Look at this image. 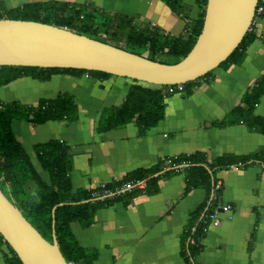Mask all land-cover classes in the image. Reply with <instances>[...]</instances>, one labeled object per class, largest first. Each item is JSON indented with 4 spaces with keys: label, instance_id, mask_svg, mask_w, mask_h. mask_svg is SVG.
<instances>
[{
    "label": "crops",
    "instance_id": "0c3cea01",
    "mask_svg": "<svg viewBox=\"0 0 264 264\" xmlns=\"http://www.w3.org/2000/svg\"><path fill=\"white\" fill-rule=\"evenodd\" d=\"M44 1L90 5L103 12L127 16L138 28L157 29L172 37L183 34L185 28L183 18L171 11L164 0H4V4L14 8ZM178 1L185 6L186 14L196 16V0ZM259 6L263 13L255 21V40L247 47L244 61L227 69L216 68L212 79L202 81L190 94L168 97L164 118L145 136L139 135L133 123L109 131L97 130L103 110L119 107L134 81L114 76L95 80L86 75L79 78L55 75L48 82L24 77L13 83L29 87L37 102L59 92L70 93L78 107V121L49 122L36 127L15 122L17 141L38 173L45 177L33 146L51 139L66 142L72 161L73 192L121 181L136 170L155 167L180 155L201 154L212 162L222 156L261 152L264 135L244 124L215 125L243 105L245 95L264 75V0H260ZM254 114L264 117V96ZM177 167H166L158 176L186 168ZM215 179L221 182L220 201L232 206V219L221 214V224L207 230L195 263L264 264V166L238 163L217 171ZM206 200L207 191L203 188L185 193V178L180 171L161 178L156 194L138 195L126 206L119 202L102 208L90 227L83 229L73 223L71 229L81 247L96 253L93 264H185L183 234L190 224L191 213ZM11 257L0 240V264H9Z\"/></svg>",
    "mask_w": 264,
    "mask_h": 264
},
{
    "label": "trees",
    "instance_id": "16d2710c",
    "mask_svg": "<svg viewBox=\"0 0 264 264\" xmlns=\"http://www.w3.org/2000/svg\"><path fill=\"white\" fill-rule=\"evenodd\" d=\"M174 13L180 15L185 28L183 34L172 37L157 29L138 28L133 19L117 14L97 10L90 5L68 2L44 1L28 2L14 8H6L0 0V20L34 21L68 29L79 35L119 47L127 52L145 55L151 61L175 64L191 51L203 27L207 0H196L197 14L191 17L184 11L185 6L178 0H164ZM260 0H258V5ZM255 40L254 29L248 30L237 48L218 68L227 69L231 65L241 64L246 56V49ZM213 72H208L195 81L183 84L185 94H190L202 81L212 79ZM55 75L87 77L104 80L112 77L96 71L76 69L39 68L3 66L0 67V88L18 79L27 77L39 82H48ZM124 102L119 107L103 110L98 121L99 131H109L133 123L140 136L156 126L163 118L165 100L172 96L166 92L168 86H155L134 81ZM264 96V75L250 89L243 99V105L231 110L225 119L217 122L218 127L244 124L251 131L264 135V117L254 114V109ZM78 107L74 97L67 92H59L48 99H39L35 106L19 101L3 102L0 100V190L7 200L17 207L26 221L49 243L52 242V209L54 229L60 252L64 260L72 264H93L96 253L81 247L76 240L71 225L78 223L83 229L90 227L95 215L102 208L115 203L128 205L138 195H153L158 191V181L182 171L185 178V193L191 189L203 188L207 191V200L191 213V221L182 238V256L185 264H196L195 257L201 252V240L205 236V218L216 208L212 196H220V191L213 192L217 171L229 169L236 164L247 166L260 163L264 166V150L250 156H222L207 162L201 154L180 155L159 162L155 167L139 169L125 179L104 184L105 188L73 192L71 185L72 161L70 147L66 142L51 139L33 146L35 158L42 176L36 170L31 158L17 141L13 131L15 122L29 126L44 125L49 122L70 124L78 121ZM187 165L182 170H170L155 177L166 167ZM143 182L144 189L136 184ZM127 183H132L130 190H123ZM104 191L112 196H106ZM83 202V203H81ZM0 240L3 241L0 236ZM194 240V243L190 241ZM5 243V242H4ZM6 244V243H5ZM9 264H21L11 248Z\"/></svg>",
    "mask_w": 264,
    "mask_h": 264
},
{
    "label": "water",
    "instance_id": "95a60500",
    "mask_svg": "<svg viewBox=\"0 0 264 264\" xmlns=\"http://www.w3.org/2000/svg\"><path fill=\"white\" fill-rule=\"evenodd\" d=\"M257 5L258 0H207L202 31L191 51L175 64L151 61L54 25L1 19L0 67L76 69L155 86L185 84L215 70L230 56L250 29ZM58 206L52 209L49 243L0 190V236L21 264H68L55 235Z\"/></svg>",
    "mask_w": 264,
    "mask_h": 264
},
{
    "label": "built area",
    "instance_id": "2783aa9c",
    "mask_svg": "<svg viewBox=\"0 0 264 264\" xmlns=\"http://www.w3.org/2000/svg\"><path fill=\"white\" fill-rule=\"evenodd\" d=\"M262 13H263V8L260 6L256 7V10L254 13V20L249 30L254 29L255 21L262 15ZM166 92L172 95L176 93H183L184 92L183 84L168 86V88H166ZM136 186L139 189H144L145 184L143 182H138ZM132 187H133L132 183H127L124 185L123 190H130ZM99 188L104 189L105 185H101ZM220 189H221V182L216 181L214 188H213V192H218ZM104 193L106 196L111 195L110 193H107L106 191H104ZM215 200L217 202L216 208L205 218V226H204L205 232H207L209 228L218 227L221 224L222 222V219L220 217L221 214H224L225 217L229 220L232 219V206L228 203H222L220 201V197L213 194L212 201H215ZM190 242L194 243V240H191ZM68 264H72V263H68Z\"/></svg>",
    "mask_w": 264,
    "mask_h": 264
},
{
    "label": "rangeland",
    "instance_id": "374dc122",
    "mask_svg": "<svg viewBox=\"0 0 264 264\" xmlns=\"http://www.w3.org/2000/svg\"><path fill=\"white\" fill-rule=\"evenodd\" d=\"M23 1H27V0H23ZM107 13H109V12H107ZM16 84L17 83H12V84L7 85L5 87H1L0 88V100L3 102H7V103L11 102V101H18V100L29 101L31 104H33L32 106H35L37 104V101L35 100V99H37V98H35V93H33L29 89V87L23 88L21 85L18 84L19 85L18 86ZM52 88H54V87L52 86ZM48 93H49V91H48ZM23 125H26V124H23Z\"/></svg>",
    "mask_w": 264,
    "mask_h": 264
}]
</instances>
